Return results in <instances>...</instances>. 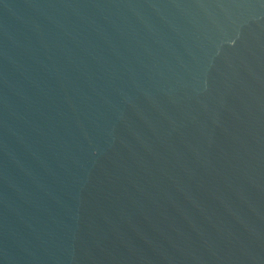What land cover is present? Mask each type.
Segmentation results:
<instances>
[{
	"label": "water",
	"instance_id": "95a60500",
	"mask_svg": "<svg viewBox=\"0 0 264 264\" xmlns=\"http://www.w3.org/2000/svg\"><path fill=\"white\" fill-rule=\"evenodd\" d=\"M0 264H264V0H0Z\"/></svg>",
	"mask_w": 264,
	"mask_h": 264
}]
</instances>
